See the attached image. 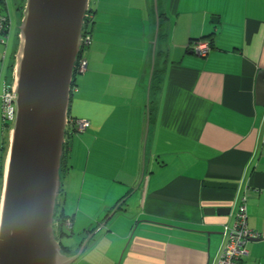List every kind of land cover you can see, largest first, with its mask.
Segmentation results:
<instances>
[{
    "label": "crops",
    "instance_id": "obj_1",
    "mask_svg": "<svg viewBox=\"0 0 264 264\" xmlns=\"http://www.w3.org/2000/svg\"><path fill=\"white\" fill-rule=\"evenodd\" d=\"M19 3L0 0L11 22L0 32V92L14 83ZM90 7L88 68L69 108L90 125L66 140L58 199L72 230L58 238L64 252L83 245L72 264H216L243 198L256 237L241 264H264V0H157L141 181L154 0ZM201 38L211 45L204 57L189 50ZM3 188L0 175V212Z\"/></svg>",
    "mask_w": 264,
    "mask_h": 264
},
{
    "label": "water",
    "instance_id": "obj_2",
    "mask_svg": "<svg viewBox=\"0 0 264 264\" xmlns=\"http://www.w3.org/2000/svg\"><path fill=\"white\" fill-rule=\"evenodd\" d=\"M89 5L90 0H26L13 83L17 115L0 212V264H72L83 247L76 254L62 250L54 217L61 190L71 86ZM154 6L156 32L140 181L159 22L157 0ZM257 95L258 104L264 106V72L259 75Z\"/></svg>",
    "mask_w": 264,
    "mask_h": 264
},
{
    "label": "built area",
    "instance_id": "obj_3",
    "mask_svg": "<svg viewBox=\"0 0 264 264\" xmlns=\"http://www.w3.org/2000/svg\"><path fill=\"white\" fill-rule=\"evenodd\" d=\"M4 23V18L0 14V31L4 30ZM89 43L90 38L87 37L84 40V44ZM194 49L198 55L206 56L211 49V45L207 41L199 42L197 45H195ZM79 65L81 67V71H84L86 68L85 59L80 60ZM76 90V86L74 88L71 86L72 94ZM16 98L14 84L11 86H6L4 90L0 92V125L2 124V128L5 127L7 131L9 129L10 137L17 115ZM4 124H6V126H4ZM71 125H75V128L78 131H84L89 127L90 124L86 120H77L69 117L67 128ZM66 225H71L70 220L67 219ZM225 235L227 236V239L219 254L216 264H241L242 258L248 255V250L246 247L247 241L256 237V234L248 226L247 205L245 198L242 199L239 205L234 224L231 227H227L225 230Z\"/></svg>",
    "mask_w": 264,
    "mask_h": 264
},
{
    "label": "trees",
    "instance_id": "obj_4",
    "mask_svg": "<svg viewBox=\"0 0 264 264\" xmlns=\"http://www.w3.org/2000/svg\"><path fill=\"white\" fill-rule=\"evenodd\" d=\"M25 3H26V0H20V3H19V7H20V11H21V14L23 16V11H24V7H25ZM0 14L2 15V17L4 18V24H5V28L3 31H0L2 34H6L9 32L10 30V18L8 15H3L2 12H1V9H0ZM94 16H95V13H94V8L90 7L87 11V14H86V17H85V21H84V26H83V32H82V38H83V44H82V47H81V51L78 55V59H77V62L75 64V68H74V74H73V83H72V86L73 88L76 86L78 87V81L80 79L81 76H83L85 74V72L87 71V68L88 66L86 65V68L84 71H81V67L79 65V62L80 60H83L85 58H87V52L89 50V48L91 47V44H92V31H93V24H94ZM89 37L90 38V43L89 44H84V40ZM3 40V39H1ZM206 38H201V39H198V40H191L190 44H189V50L192 51L193 53L197 54L196 51H195V45H197L199 42H206ZM210 44V43H209ZM198 55V54H197ZM201 56V55H199ZM204 57V56H202ZM12 85V84H11ZM9 85V86H11ZM2 92V91H1ZM73 92V91H72ZM4 126H6V124H4ZM0 127L2 128V124L0 125ZM75 125H71L70 127L67 128L66 130V139H68V137L70 138L72 135L74 136L75 134H77L78 131L76 128ZM7 129H5V127L2 128V132H6ZM0 133V175L3 179V176H4V157H3V153L6 149V145H7V141L8 140V137L6 138V140H3V133ZM9 133V129H8V132ZM9 136V134H8ZM68 142L65 141V144H64V155H63V159H62V164H61V177H62V174L68 169L67 167V164H66V157H67V144ZM62 182V180H61ZM60 193H61V190H60ZM60 195V194H59ZM58 199H59V196H58ZM58 199H57V206H56V210H55V217H54V222H55V232H56V235H57V238H62L63 236H70L71 233H72V230H71V227L66 225V221L68 219V217L66 215H64L63 213L60 212L59 210V204H58ZM61 246L63 247V251L67 252L68 251V248H66V246L62 245Z\"/></svg>",
    "mask_w": 264,
    "mask_h": 264
},
{
    "label": "rangeland",
    "instance_id": "obj_5",
    "mask_svg": "<svg viewBox=\"0 0 264 264\" xmlns=\"http://www.w3.org/2000/svg\"><path fill=\"white\" fill-rule=\"evenodd\" d=\"M22 18H23V16H22ZM20 25H21V23H20ZM13 33L11 34V41L13 40V35H14V31H15V29H16V25H14L13 27ZM19 32H20V27H19ZM3 38H7L6 36H3ZM7 43V42H6ZM16 74V73H15ZM11 82V79L9 80L8 79V83H10ZM81 89H82V93H83V91L85 90V86H84V84H83V82L81 83ZM3 90V89H2ZM81 93L79 92V93H77V95L74 97V100H75V102H74V104H73V109L74 110H76V108H77V104H79V102L81 103V101L82 100H84V97H83V95H80ZM78 110L79 111H82V108H80L79 109V107H78ZM2 132V128L0 127V133ZM7 142V145H6V149H5V151H4V153H3V157H4V175H5V171H6V169H7V162H8V154H9V149H10V140H9V138H8V140H6ZM67 158H68V155H67Z\"/></svg>",
    "mask_w": 264,
    "mask_h": 264
}]
</instances>
